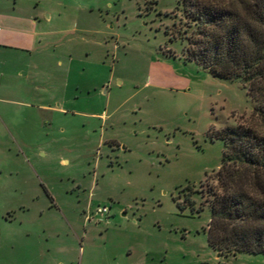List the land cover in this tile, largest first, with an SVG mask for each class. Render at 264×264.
I'll return each instance as SVG.
<instances>
[{"label":"rangeland","instance_id":"obj_1","mask_svg":"<svg viewBox=\"0 0 264 264\" xmlns=\"http://www.w3.org/2000/svg\"><path fill=\"white\" fill-rule=\"evenodd\" d=\"M189 23L182 0H0L5 252L28 229L36 264H264L207 242L221 133L264 127L244 83L185 58ZM8 26L37 35L4 48Z\"/></svg>","mask_w":264,"mask_h":264},{"label":"trees","instance_id":"obj_2","mask_svg":"<svg viewBox=\"0 0 264 264\" xmlns=\"http://www.w3.org/2000/svg\"><path fill=\"white\" fill-rule=\"evenodd\" d=\"M182 2L194 26L185 58L221 80L244 83L264 127V0ZM221 137V163L208 188V245L221 254L264 255V131L236 127ZM174 201L179 210H193V201Z\"/></svg>","mask_w":264,"mask_h":264},{"label":"crops","instance_id":"obj_3","mask_svg":"<svg viewBox=\"0 0 264 264\" xmlns=\"http://www.w3.org/2000/svg\"><path fill=\"white\" fill-rule=\"evenodd\" d=\"M44 15V19L45 20H51L52 18V14L51 13H46L43 14ZM44 20V21H45ZM40 18L39 16H34L32 17V19L30 20L31 25L35 26L38 23H40ZM17 21L15 20L13 22V26H16ZM8 29L5 32H3V41L1 43H4L3 45H1V47L5 48V43H8L10 41H15V38L17 39V44L16 45H23L25 47L30 46L32 43V40L35 39V36L37 35L35 32L31 33H26L27 37H25L21 32L17 31L15 28L13 29V27L8 26ZM4 30V29H3ZM11 30V31H10ZM11 33L14 34H18L16 36H13L15 38H11ZM33 36V37H32ZM39 42V41H38ZM23 43V44H21ZM30 182V180H29ZM25 191V190H23ZM24 207L21 206V209H23ZM83 225V224H82ZM67 228L71 231V236H77L74 233L73 228L71 227L70 224L66 225ZM84 237H83V236ZM86 232H85V228L83 227L82 231L80 232L79 238L82 240L83 238H85ZM15 236V235H14ZM17 238H19V240H23L24 244L21 246V248L17 251H14L12 253H7L5 252L4 249V236L2 233H0V264H36V251L34 250L33 246L34 244V240L31 239L32 235L31 232L28 229H20L17 233L16 236ZM78 237V236H77ZM32 245V246H31ZM80 252H84V250L81 249V247L79 248ZM56 264H62V262L57 261Z\"/></svg>","mask_w":264,"mask_h":264},{"label":"built area","instance_id":"obj_4","mask_svg":"<svg viewBox=\"0 0 264 264\" xmlns=\"http://www.w3.org/2000/svg\"><path fill=\"white\" fill-rule=\"evenodd\" d=\"M107 208L106 207H101V208H98L96 213L100 214V215H106L107 214Z\"/></svg>","mask_w":264,"mask_h":264}]
</instances>
